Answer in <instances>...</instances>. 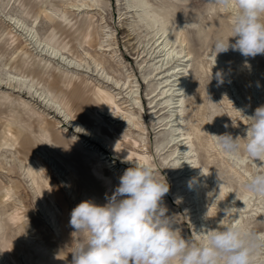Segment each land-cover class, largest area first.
Wrapping results in <instances>:
<instances>
[{"label": "rangeland", "instance_id": "rangeland-1", "mask_svg": "<svg viewBox=\"0 0 264 264\" xmlns=\"http://www.w3.org/2000/svg\"><path fill=\"white\" fill-rule=\"evenodd\" d=\"M146 2L170 28L164 39L127 0H0V264H72L83 239L69 224L72 209L105 204L134 164L166 180L162 203L192 243L202 242V225L222 219L264 234V197L244 187L264 162L233 161L212 136H245L237 110L250 116L264 105V54L230 48L215 57L232 16L213 0ZM162 40L174 51L163 68ZM186 64L178 136V90L168 102L164 76ZM200 170L207 178L191 200Z\"/></svg>", "mask_w": 264, "mask_h": 264}, {"label": "clouds", "instance_id": "clouds-1", "mask_svg": "<svg viewBox=\"0 0 264 264\" xmlns=\"http://www.w3.org/2000/svg\"><path fill=\"white\" fill-rule=\"evenodd\" d=\"M213 2L232 16L231 35L226 41L216 40L215 57L230 48L244 57L264 54V0ZM237 111L247 120L245 136L212 135L217 148L233 161L246 157L264 162V105L250 116ZM244 187L264 197V172L249 175ZM168 192V183L150 165L134 164L120 176L111 195L106 194L105 204L80 202L69 220L75 233L83 234L71 252L72 264H260L264 234L238 221L223 225L222 219L214 228L202 225L196 231L202 242L192 243L175 227V217L167 215L162 201ZM230 211L235 207L226 209L225 217Z\"/></svg>", "mask_w": 264, "mask_h": 264}, {"label": "bare ground", "instance_id": "bare-ground-1", "mask_svg": "<svg viewBox=\"0 0 264 264\" xmlns=\"http://www.w3.org/2000/svg\"><path fill=\"white\" fill-rule=\"evenodd\" d=\"M127 5H128V7L135 8V9H137V11H139V13L136 15V18L139 21H141L146 28L153 29L155 31L154 32L155 35L156 36L159 35V39L160 38L164 39V35L167 34V32L170 28H169V26H167V24L165 22L162 23L159 21V15L155 11L147 9L148 3L146 2V0H127ZM159 44L161 45V46H159V48H160L159 50L162 53V57H163V58L161 57L162 58L161 63L160 62L159 63L161 64V67L162 66L167 67V65L171 62L172 53L174 52L168 48L169 46L171 48L172 45H170L171 43L169 41H166V40H162L161 43H159ZM155 52H159V51H155ZM172 67H174V66H172ZM174 71L175 70L173 69V71L169 75L164 76V77H167V79L165 80V82H167L166 85L170 86L168 89H166V90L164 89V90L166 93L165 95L168 98L167 100L170 103H172L174 100L173 97L171 96V93L173 92V91H171V90H173L172 88H176V90H178V92H177L178 96L175 99V101L173 102L175 106H174V110L172 111V116L174 117L173 121H175L174 122L175 129L173 128L174 130L173 129L172 130L174 131V133H176V135H178L181 131V120H180L181 105H182V101H183V96L186 92V90H185L186 84L184 82H185V76L187 73V64L185 66H183V68L180 69L179 75L176 77L174 76ZM173 76L175 77L174 79H173ZM171 77L173 80H169V78H171ZM168 92H171V93L167 95ZM178 136H180V135H178ZM187 138H186V140H187ZM181 140H185V138H181ZM181 140H180V142H181ZM181 148H182L181 159L188 160L187 158L189 157L188 154L190 153V149L187 145V142L184 141ZM187 163H191V161H188ZM188 168H190V166H188ZM206 178H207L206 170H200V178L197 179V177H195V176L193 178H191L190 181H193L192 185L190 187L191 200H196L198 192H199L200 188L204 185ZM197 211L199 212V207H197ZM196 216H197V218H199L201 224H203L200 213H198ZM258 259H259L260 264H263L262 257H260Z\"/></svg>", "mask_w": 264, "mask_h": 264}]
</instances>
